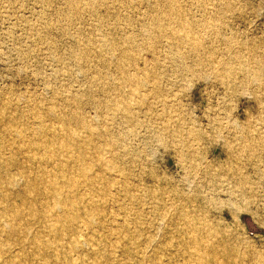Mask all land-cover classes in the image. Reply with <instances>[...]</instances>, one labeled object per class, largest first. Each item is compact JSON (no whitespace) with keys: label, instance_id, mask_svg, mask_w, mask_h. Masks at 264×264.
<instances>
[{"label":"rangeland","instance_id":"374dc122","mask_svg":"<svg viewBox=\"0 0 264 264\" xmlns=\"http://www.w3.org/2000/svg\"><path fill=\"white\" fill-rule=\"evenodd\" d=\"M0 199V264H264V0H0Z\"/></svg>","mask_w":264,"mask_h":264},{"label":"bare ground","instance_id":"6f19581e","mask_svg":"<svg viewBox=\"0 0 264 264\" xmlns=\"http://www.w3.org/2000/svg\"><path fill=\"white\" fill-rule=\"evenodd\" d=\"M95 45H96V44H95ZM75 111H76V110H75ZM10 123H11V122H10ZM47 129H49V128H47ZM39 130H40V129H39ZM13 131H14V129H13ZM68 135H69V133H68ZM49 136H50V135H49ZM42 138H43V137H42ZM41 141H42V140H41ZM62 141H63V140H62ZM54 143H55V142H54ZM33 144H34V143H33ZM54 145H55V144H54ZM60 145H61V144H60ZM46 148H47V147H46ZM56 148H57V147H56ZM54 150H55V149H54ZM64 152H65V151H64ZM53 153H54V152H53ZM63 154H64V153H63ZM52 181H53V180H52ZM56 181H57V180H56ZM47 187H48V186H47ZM53 188H55V187H53ZM46 189H47V188H46ZM54 190H55V189H54ZM31 192H32V190H31ZM50 192H51V191H50ZM3 193H4V192H3ZM56 193H57V192H56ZM28 194H29V193H28ZM52 197H53V196H52ZM56 197H57V196H56ZM0 200H1V199H0ZM24 202H25V201H24ZM54 203H55V202H54ZM52 205H54V204H51V206H52ZM48 207H49V206H47V208H48ZM47 208H46V209H47ZM48 209H49V208H48ZM52 210H53V209H52ZM71 215H72V214H71ZM74 218H75V216H74ZM48 223H50V222H48ZM216 236H217V235H216ZM194 237H195V236H194ZM195 238L197 239V237H195ZM201 239H202V238H201ZM201 239H200V240H201ZM201 242H202V241H201ZM228 242H229V241H228ZM211 244H212V243H211ZM77 246H78V244H77ZM220 247H221V246H220ZM232 247H233L234 250H235V246L232 245ZM57 251H58V250H57ZM210 253H211V252H210ZM211 254H212V253H211ZM211 254H210V255H211ZM207 256H208V255H207ZM217 258H218V257H217ZM219 259H221V258H219ZM203 260H204V259H200V261H198V262H199L198 264H204V263H203ZM218 261H220V264H221L222 261L217 259V262H218ZM225 264H226V263H225Z\"/></svg>","mask_w":264,"mask_h":264}]
</instances>
